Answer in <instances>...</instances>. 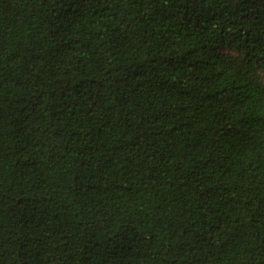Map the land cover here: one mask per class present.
<instances>
[{"label":"trees","instance_id":"1","mask_svg":"<svg viewBox=\"0 0 264 264\" xmlns=\"http://www.w3.org/2000/svg\"><path fill=\"white\" fill-rule=\"evenodd\" d=\"M0 264H264V0H0Z\"/></svg>","mask_w":264,"mask_h":264}]
</instances>
